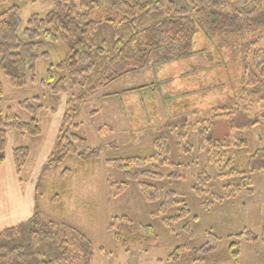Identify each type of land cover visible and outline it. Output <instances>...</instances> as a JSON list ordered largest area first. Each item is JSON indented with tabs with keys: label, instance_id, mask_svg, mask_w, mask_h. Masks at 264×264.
Listing matches in <instances>:
<instances>
[{
	"label": "rangeland",
	"instance_id": "obj_1",
	"mask_svg": "<svg viewBox=\"0 0 264 264\" xmlns=\"http://www.w3.org/2000/svg\"><path fill=\"white\" fill-rule=\"evenodd\" d=\"M174 2L178 9L185 7L183 0ZM12 3L21 6L23 28L32 15L44 17L52 8L50 1L10 0V5ZM93 18L121 19L107 6H101ZM195 37L191 54L186 58L169 60L165 50L157 51L145 68L86 97L80 107L77 102L74 122L78 127L72 128L69 134L80 135L91 149L102 148L99 159L82 162L77 155H70L53 167L47 166L46 161L37 171L38 221L42 224L59 222L83 233L95 248L92 264H238L240 258L242 264H264V243L238 238L246 230L258 235L264 232V172H247L248 157L264 146V94L252 93L236 103L243 88L244 54L255 40H259L258 48L264 50V28L229 35L207 34L198 27ZM43 51L49 58L38 60L35 81L24 89L15 90L10 79L1 74L5 93L0 98V111L4 117L11 113L24 122L37 118L42 129V137L38 138L22 137L18 131L8 132L9 146L31 150L28 165L22 169L24 181L31 174L33 161L56 149L53 139L51 141L52 126L63 119L67 107V96L50 94V86L60 78L58 73L55 71L54 80L48 78L49 70L65 57L62 43L50 44ZM142 87L147 89L138 90ZM80 92L78 89L71 92V100ZM29 105L35 109L28 108ZM223 114L230 115L218 120L213 127V137L220 140L218 145L222 148L208 141L200 145L197 128L202 126L201 122ZM181 126H187L186 141L192 145L190 152L179 144L177 134ZM156 139L170 143L171 163L188 167L180 171V178H175L173 166L159 165V159L163 158L160 154L150 163L159 165L157 171L164 176V180L154 182L160 188L158 202L144 200L136 182H130L118 195L127 178L123 170L105 162L154 157L160 150L155 146ZM240 139L248 140V146H235ZM222 152H226L223 157L226 162L220 166L215 159L219 160L217 155ZM218 166L225 168V174L234 171L237 175L220 178L216 171ZM67 170L72 171L70 175ZM204 170L211 174L212 181L208 182L204 193L198 194V176ZM4 173L0 169V180ZM243 178L247 181L251 178L252 184H244ZM229 185H241L242 191L205 209L207 202H214L217 197L226 198L230 193ZM169 191L176 192L179 202H186L192 211L189 218L175 222L170 229L163 219L178 214L181 206L163 212L162 197ZM124 215L135 225L153 226L158 241L149 249L138 242L129 250L123 247L110 225L115 217ZM212 235L219 238L214 252L204 261H196L199 255L195 250L204 247ZM233 243L240 245L237 260L233 259ZM54 254L53 250L49 251L45 259Z\"/></svg>",
	"mask_w": 264,
	"mask_h": 264
},
{
	"label": "trees",
	"instance_id": "obj_2",
	"mask_svg": "<svg viewBox=\"0 0 264 264\" xmlns=\"http://www.w3.org/2000/svg\"><path fill=\"white\" fill-rule=\"evenodd\" d=\"M41 1H50L52 8L44 17L32 15L28 25L23 28L21 6L15 3L10 5V0H0V98L5 93L1 74L10 79L15 90L24 89L35 81L38 60L49 58L43 51L45 47L62 43L65 57L49 70L48 78L54 80L55 71L58 73L60 78L50 86V94L67 96V107L57 134L56 149L47 164L49 167L64 162L70 155H77L82 162L100 158L102 148L91 149L80 135L69 134L72 128L78 127L74 122L78 112L77 102L80 107L86 97L96 94L123 76L145 68L157 51L165 50L169 60L186 58L191 54L198 27L207 34L229 35H241L250 30L264 28V0H183L185 7L182 9L177 8L174 0H149L144 3L139 0ZM101 6H107L121 19L95 20L93 16ZM258 44L259 40H255L244 54L243 88L236 103L244 101L252 93L264 94V50L259 49ZM76 89L81 92L71 100L69 94ZM142 89L146 90L147 87L138 90ZM28 108L35 109L31 105ZM229 115H214L212 120L201 122L202 126L197 128L200 145L205 141L211 145L221 144L220 140L213 137V127L218 120ZM186 128L187 126L179 127L177 135L179 144L190 152L192 145L186 141ZM9 131H18L21 135L35 138L42 136L37 118L24 122L18 115L8 113L4 117L0 111V165L6 162ZM155 146L160 150L151 158L133 157L105 162L110 167L123 170L127 178L120 186L118 195L126 190L130 182H136L144 200L158 202L161 198L160 188L154 182L164 180V176L157 169L163 165H171L175 168L172 176L180 178V171L188 165L171 163L172 147L169 142L156 139ZM235 146L245 148L248 140H237ZM30 154L29 148L18 147L13 151L12 159L18 174L28 164ZM160 154L163 157L159 159L160 166L151 165V159H158ZM53 155L55 158L52 160ZM225 155L226 152L217 155L219 160L215 159V162L221 166L226 162L223 160ZM247 161L248 173L264 172V146L250 155ZM220 166L216 168L218 177L226 178L235 174L234 171L223 173L225 168ZM66 172L70 175L72 171ZM198 180L200 188L196 191L201 194L205 192L212 177L204 170ZM243 181L244 184H252L251 178L248 181L243 178ZM39 187L40 185L36 187L38 199ZM240 191L241 185L231 186L226 198L217 197L214 202H207L205 209L216 202L236 197ZM247 192H252V189L249 188ZM162 199L163 212L174 206H181L178 214L163 219L169 229L175 222L191 216V209L186 202H179L176 192L169 191ZM110 230L116 235L118 243L128 250L137 242L149 249L158 241L153 226L135 225L127 215L115 217ZM238 238H245L250 243H264V232L258 235L246 230ZM218 241V236L212 235L204 247L195 250L199 255L195 260L204 261L214 252ZM231 249L233 259L237 260L240 256V245L233 243ZM51 250L55 254L52 258L45 259ZM94 254L93 242L83 233L59 222L42 224L38 221L37 213L28 222L0 231V264H92Z\"/></svg>",
	"mask_w": 264,
	"mask_h": 264
},
{
	"label": "crops",
	"instance_id": "obj_3",
	"mask_svg": "<svg viewBox=\"0 0 264 264\" xmlns=\"http://www.w3.org/2000/svg\"><path fill=\"white\" fill-rule=\"evenodd\" d=\"M61 122L62 118L59 124L55 123L54 126H52L51 141L53 139L54 146L57 141V134L62 125ZM13 135L17 136L15 135V133H13ZM21 136L24 137L23 135ZM7 137L8 143L6 147V162L3 165H0V169H3V171L5 172L0 180V231L20 225L21 223L28 222L35 217V214L37 213V171L42 163L44 164L47 161L48 164L50 159V156L48 155H52L53 153L51 150L50 153H45L42 158L36 159L35 162L33 161L31 174L28 177V180L24 181L22 179V172L18 174V171H16L15 168L14 160L12 159V153L17 148L14 145L9 146L10 137L8 134ZM254 249L256 250V248ZM255 253L257 254V251ZM257 259H259L258 255ZM257 259L253 262H256ZM242 260L243 259L240 258V262L238 264H242ZM248 264L252 263L250 262Z\"/></svg>",
	"mask_w": 264,
	"mask_h": 264
}]
</instances>
